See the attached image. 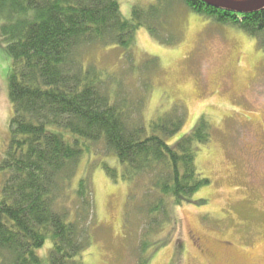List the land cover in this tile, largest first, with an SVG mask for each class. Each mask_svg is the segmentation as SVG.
<instances>
[{
    "label": "trees",
    "instance_id": "obj_1",
    "mask_svg": "<svg viewBox=\"0 0 264 264\" xmlns=\"http://www.w3.org/2000/svg\"><path fill=\"white\" fill-rule=\"evenodd\" d=\"M180 1L191 13L255 38L264 53V9L236 14L200 0ZM160 5H134L125 19L118 0H0V49L10 60L13 111L0 160V264H83L95 222L94 167L80 176L78 169L96 147L121 168L117 175L116 167L104 165L106 175L132 186L128 215L136 213L143 224L142 251L152 237L154 250L164 246L161 233L168 229L170 236L177 226L173 209L210 185L196 168L198 148L211 137L208 121L201 118L168 144L184 127L180 104L146 128L133 122L140 103L122 97L121 81L85 62L83 53L92 46L120 49L131 62L139 28L161 45L175 44L172 35L162 39L160 20L172 9L160 15ZM157 61L150 57L139 67L150 74ZM48 241L42 259L37 251Z\"/></svg>",
    "mask_w": 264,
    "mask_h": 264
},
{
    "label": "rangeland",
    "instance_id": "obj_2",
    "mask_svg": "<svg viewBox=\"0 0 264 264\" xmlns=\"http://www.w3.org/2000/svg\"><path fill=\"white\" fill-rule=\"evenodd\" d=\"M118 2L123 18L129 19L134 5L149 8L157 0ZM159 3L160 15L172 9L160 20L162 39L172 35L175 44L161 45L139 28L131 62L120 49L99 46L84 51L85 62L121 81L122 97L132 106L140 103L139 114L133 107V122L146 128L180 104L184 127L167 138L168 144L189 133L201 118L208 121L211 137L198 148L196 168L210 185L199 190L190 204L173 209L177 226L170 236L168 229L161 233L164 246L154 250L152 237L142 251L143 224L136 213L128 215L132 186L106 175L104 165L116 167L117 175L121 168L104 148L96 147L78 169L80 176L94 167L95 222L81 261L138 264L149 258L147 264H264V53L255 38L189 12L180 0ZM150 57L159 64L147 74L139 66ZM9 70L10 60L0 49V160L13 116L7 94ZM146 83L149 89L144 90ZM50 245L48 241L38 256L45 259Z\"/></svg>",
    "mask_w": 264,
    "mask_h": 264
},
{
    "label": "water",
    "instance_id": "obj_3",
    "mask_svg": "<svg viewBox=\"0 0 264 264\" xmlns=\"http://www.w3.org/2000/svg\"><path fill=\"white\" fill-rule=\"evenodd\" d=\"M205 5L236 14H250L264 9V0H200Z\"/></svg>",
    "mask_w": 264,
    "mask_h": 264
}]
</instances>
